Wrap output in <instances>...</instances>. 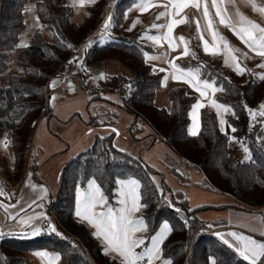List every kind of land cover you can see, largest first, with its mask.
Returning a JSON list of instances; mask_svg holds the SVG:
<instances>
[{"label":"trees","instance_id":"1","mask_svg":"<svg viewBox=\"0 0 264 264\" xmlns=\"http://www.w3.org/2000/svg\"><path fill=\"white\" fill-rule=\"evenodd\" d=\"M103 1L88 6V15L80 23L73 20L74 8L66 0L36 3L39 22L52 30L53 39L47 40L37 28L28 47L19 50L21 73L11 75L7 84L0 81V142L7 136L14 155L12 168L3 159L6 167L3 173L8 179L15 182L21 179L33 149L36 123L51 113L50 81L64 66L72 69L74 64L69 61L77 49L97 33L105 18ZM26 4L27 0H0V72L8 69L10 52L17 49L26 28ZM133 4L134 0L117 2L112 14L113 35L104 44L95 43L85 57L87 64L114 62L129 72L106 77L104 85L122 94L121 108L134 116L132 137L150 128L154 138L164 142L177 157L173 160L170 156L167 165H170V174L182 185L189 184L190 171L196 169L204 174V180L198 185L205 192L230 195L249 210H264V142L256 138L257 127L249 129L250 116L244 108L245 104L253 110L259 107L264 100V82L251 74L240 76L225 69L220 60L193 45L198 60H188L182 66L205 65L202 77L225 89L217 100L235 111L236 116L230 115L228 124L237 129L233 136L247 145L251 159L242 161L231 154L230 129H227L228 135L221 132L216 113L209 109L201 111L199 134L189 135V113L196 96L189 94L184 86L171 87L167 92L169 106H157L163 75L154 72L145 59L144 53L151 52V47L141 43L140 34L130 38L122 35ZM67 44L73 47L67 48ZM117 116L109 112L101 126L117 128ZM92 125H100L98 115L92 118ZM115 136V133L98 136L62 170L57 195L48 206L62 237L51 232L34 238L4 236L0 238V264H32V253L39 251L59 255L62 264H117L103 254V246L93 233L75 219L77 189L93 178L101 185L109 202L113 201L117 179L134 178L141 182L144 193L141 202L147 204L141 209L148 224L145 236L153 234L165 221L173 226L174 231L163 245L164 257L172 259L173 264H209L211 256L216 264H246L219 239L207 221L198 217L201 212L218 207L190 208L187 199L178 201L173 194L174 207H170L165 189L155 181L157 173L141 159L117 149ZM176 208L181 212L177 213Z\"/></svg>","mask_w":264,"mask_h":264},{"label":"snow or ice","instance_id":"2","mask_svg":"<svg viewBox=\"0 0 264 264\" xmlns=\"http://www.w3.org/2000/svg\"><path fill=\"white\" fill-rule=\"evenodd\" d=\"M98 0H73V7L83 8L85 4L94 5ZM246 6H250L252 10L259 14L262 20H264V4H258L257 0H241ZM115 3V0H114ZM211 8L214 11H210ZM231 5V8L228 7ZM113 5H109L112 7ZM141 13L149 11L151 8L160 7L164 11H161L156 19L160 20L167 17V21L164 24L153 23L151 29H164L165 31L161 35H150L146 38L152 41L155 45H162V41L167 42V47L170 50L175 51L180 45H182V52L179 56L169 60V64L173 69L172 78L176 81H182L189 85L196 92L199 93V97L202 100H208V103L219 118L220 131L225 135H228L227 129L235 133L237 129L224 119V114L231 113L232 116H236L235 111L229 105L219 103L212 97L216 92H223L225 89L216 85L214 81L208 79H201L202 69L205 65H199L196 68H184L175 64L176 59H180L182 56L187 57L191 55L192 59L198 60V56L194 50H190L189 42L185 40L183 36L174 37V28L180 24H184L188 21L187 15H181L186 8H192L199 13V16L195 19V24L198 30V38L202 41V47L205 54L210 56H223V63L225 66L231 67L233 71L240 76L246 73L254 75L257 79L264 82V73H252L242 62L244 60L252 59L249 52L254 53L255 56L261 57L262 62L257 67L264 69V26L250 19L245 15L237 6V0H138L135 5ZM27 9L26 11H30ZM179 17V18H178ZM39 24V17H34ZM201 20H203V31L201 29ZM140 23L137 19L130 26L128 31H131ZM223 26L228 29L236 38L245 46L248 51H244L239 47L233 46L230 41L219 31V27ZM41 29L43 28L40 25ZM114 27L112 15H108L102 25L100 39L107 38L110 33V29ZM207 32L212 39V43H209L208 39L204 38V33ZM180 42L179 44L176 42ZM63 43V41H61ZM93 41H89L85 46L84 51L87 52L91 47ZM20 48H27L28 44L21 42L17 45ZM67 48H72V44H67ZM166 55V54H165ZM146 61L157 60L159 57L144 53ZM82 62L81 57H76L69 61V64H78ZM86 71L87 69H82ZM161 72L165 71L164 68L160 69ZM98 79H104V75L101 74ZM167 77L164 78V83H167ZM57 81L51 82V87H55ZM53 100L55 97L52 98ZM198 100L197 103L192 105V110L189 113L190 118L193 121V125L189 130V135L197 136L200 131L199 123V110L206 105ZM244 108L248 111L249 116L253 121L257 120V116L264 117V103L259 105V111L253 110L248 107L247 104ZM261 123H264L262 121ZM227 125V129L226 126ZM115 132L116 130L113 129ZM230 140L236 141L244 148V152L247 154L245 159H251V153L247 147L243 145V141L237 140L236 137H230ZM3 146L7 148L8 141L4 140ZM116 184L119 185L118 195L120 199L117 203L120 205L118 208H113L108 205V197L105 196L101 185L95 178L87 182L86 189H78L76 193V210L75 216L80 222L86 223L89 227L94 229L93 235L95 238L102 241L103 254L111 256L117 264H173V260L164 257L163 245L168 239L169 235L174 231L167 221L163 222L158 230L153 234L147 236H138V233H148V224L143 218H137L136 213L140 212L142 208H146L147 204L142 203L144 199V193H142V184L138 179H117ZM158 187V186H157ZM43 194H47V189H43ZM5 194L3 185H0V196ZM161 190V195H162ZM43 199V195L41 196ZM170 207H174L171 201H168ZM10 207L15 205L0 203V208H3L5 212H8ZM31 207V205H29ZM99 209V210H98ZM177 213L181 212V209H175ZM19 215V213H17ZM9 218L16 219V216L9 214ZM34 219H43L47 221V229L49 232L54 233L57 236L62 237L56 226L52 224L51 220L43 216L28 217L27 219H21L19 222L22 225L31 226V222ZM260 228H251L253 232H259V235L264 236V217H258ZM188 221L185 220V225ZM40 228H34L32 235L39 234ZM6 235L0 232V238ZM7 235H13L8 233ZM27 235V234H25ZM219 239L233 249L246 264H262L264 262V241L254 239L252 236H247L242 233L228 232L217 233ZM231 237L232 239H228ZM143 246V247H142ZM137 251V249H141ZM34 255L42 258H49L48 264H56L60 260L59 255H51L46 251L36 252ZM211 264H216V260L210 258Z\"/></svg>","mask_w":264,"mask_h":264},{"label":"rangeland","instance_id":"3","mask_svg":"<svg viewBox=\"0 0 264 264\" xmlns=\"http://www.w3.org/2000/svg\"><path fill=\"white\" fill-rule=\"evenodd\" d=\"M38 1L27 0L26 10H31L26 13V32L24 34L22 32V34L25 39L27 33L38 27L43 32L45 38L52 41L54 36L52 30L40 22L37 24V21L34 19L36 17L35 6ZM66 3L72 6L73 0H66ZM103 3L105 16H108L117 4H114V0H104ZM109 5L113 6L109 7ZM73 8V20L77 23L82 22L88 15V8ZM40 25L43 26L42 29ZM122 35L123 37L125 36L124 32ZM108 38L109 36L100 40V43L104 44ZM21 42L20 38L19 43ZM24 42L28 43V38ZM19 50L20 47H17L16 50L10 52L9 67L7 70L0 72V81L2 83L7 84L11 75L21 73L18 58ZM83 55H78V57L82 58L81 63L74 64L71 70L68 69L67 65L64 66L61 72L52 78L51 82L55 80L58 83L54 88L50 87L49 95L52 98L55 97L51 104V113L49 116L44 115L38 120L30 159L18 182L8 179L5 177V173H3L6 168L3 159L6 160L9 167L12 168L14 165V155L9 145L8 137L6 136V140L8 141L7 148L3 146V143L0 144V185L4 183L8 186H15L14 189L4 190L5 194L0 196V203L15 205V207H10L8 212L0 208V232L5 233L6 235L4 236L34 238L45 232H49L47 221L43 219H34L31 222V226L22 225L19 222L21 219L39 217L41 214L48 217L57 230H59L53 214L48 210V206L57 195L62 170L78 153L89 148L98 136L107 137L113 133L116 134L114 143L117 149L141 159L157 173V176L154 178L157 180V184L162 189H165L166 198L169 201H171L173 194L176 200L187 199L190 208H196L203 206L202 204L210 202L213 199L207 193L197 190V184L204 180L203 172L196 169L191 170L190 182L187 186L179 183L170 174L168 168L170 165H167L168 159L170 158L171 160L172 157L174 160L177 157L172 154L164 142L160 140L154 141L153 131L150 128H147L141 134L134 132L135 137H132L131 127L133 128L134 116L121 108L122 94L112 92L106 89L104 85L106 77L120 73L128 75L129 72L123 66L114 62H110L107 65L104 62L87 64L85 62V55ZM212 58L215 59L214 57ZM242 63L249 66L245 61ZM82 69H87L86 71H90L91 75L87 76L86 71ZM263 70L259 67L255 69L256 73H264ZM101 74L104 75V79H98ZM63 75H65L68 81L67 85H62L60 82ZM167 92L168 88H160L156 101L157 106L161 108L169 106ZM109 112H115L118 115L116 132L106 126H101ZM97 115L100 125L95 126L92 125V118ZM230 115L231 113L225 114L224 119L227 122ZM261 122V119H259L258 127H261ZM190 128L191 124L188 130ZM229 135L233 137L231 130L229 131ZM237 140L239 139L237 138ZM230 144L232 155L242 161H248L245 159L247 154L240 143L230 140ZM235 145L238 146V150L236 151L234 150ZM243 145L247 147L244 142ZM179 169L182 170L181 168ZM43 189H47L46 195L43 194ZM42 195L43 199H41ZM221 197L219 199H224V196ZM9 214L16 216V219L9 218ZM202 214L203 212L198 214V217ZM37 227L40 228L39 234L32 235L33 229ZM8 233H13V235H7Z\"/></svg>","mask_w":264,"mask_h":264},{"label":"crops","instance_id":"4","mask_svg":"<svg viewBox=\"0 0 264 264\" xmlns=\"http://www.w3.org/2000/svg\"><path fill=\"white\" fill-rule=\"evenodd\" d=\"M118 1L119 0H116L115 3H117ZM137 2H138V0H134L133 6H131L130 9L128 10V13H127V16H126V19H125L124 28H123V32H124V35H125L124 37L130 38V37H132L135 34H140L139 37H140L141 43L146 44L149 47H151V52H149L148 54L159 57V59H157V60H148L147 62L153 67L154 72L161 73L163 75L162 87L171 88V87H176V86H184L187 89L189 94L196 96L197 99H196L195 103H197L198 100H202V98L199 97V93L196 92L189 85L183 83L182 81H176L175 79L172 78L173 69L171 68V66H170L168 61L172 60L174 57L179 56L181 54V52H182V47L183 46L180 45V47H178L175 51H173V50L168 49L166 41H162V45L163 46H161V45L153 44L152 41H150V40H148L146 38L147 36H150V35H161L165 31L164 29L156 30V29H151L150 28V26L153 23H156V24H164V23H166V21L168 19L167 17L162 18L160 20L156 19V16L161 11H164V9L160 8V7H155V8H151L147 12L141 13L135 7ZM257 3L258 4H264V0H257ZM88 6H90V5L85 4L84 7L87 8ZM237 6L250 19H252V20H254V21L258 22V23H261L262 26H264V20H262L261 17L259 16V14L254 12L250 6H246L245 4H243L241 2V0H237ZM228 7L231 8V5H228ZM113 10H114V8H113ZM210 11H214L211 8V5H210ZM27 12L28 11H25V21H26V13ZM112 14H113V11H112ZM181 15H187L188 21L186 23H184V24H180V25L176 26L174 28L173 36L177 37V38L179 36H183L185 38V40L189 42L190 50H192L193 45H196V46L200 47L203 50L202 41L198 38L199 33H198V30H197L196 24L194 22L196 17L199 16V13H196V11L194 9L189 7V8H186ZM36 17H37V15H36ZM137 19L140 20V23L137 24L134 29H132L131 31H128L130 26ZM32 22H35V21H32ZM203 23H204L203 20H201V29H200V31H203ZM37 28L38 27H35L30 33H27L25 35V39H24V35L23 34L26 32V29H25L23 31V34L21 35V41L24 42V41H26L27 38H28V41H29L30 37L33 35L35 30H37ZM219 31L230 41V43L233 46L239 47V48H241L244 51H248L245 48V46L243 44H241V42L236 38V36H234L232 34V32H230L228 29H225L223 26H220L219 27ZM100 33L101 32L96 33L90 39L91 41H93V44H95L97 42H100V40H101L100 39ZM204 38L208 39L210 44L212 43L211 36L207 32L204 33ZM176 42L178 44L180 43L178 41V39H177ZM79 54L83 55L84 53L80 52ZM79 54H75L74 57L71 60H73L74 58L78 57ZM249 55L252 56V59H248V60H244V61L249 65V66H247L248 69L252 70L251 71L252 73H256L255 69H258L257 65L262 62V58L258 57V56H255V54L251 53V52H249ZM85 57H86V55H85ZM211 57H214L216 60H220L222 62V64H223L225 69L233 70L231 67H228V66L224 65V63H223L224 57L223 56L217 55V56H211ZM191 59H192L191 55H189L187 57H183L182 56L180 59H176L174 62H175L176 65H178L180 67H183L182 66L183 63L188 61V60H191ZM161 68H164L165 71L161 72L160 71ZM184 68H186V67H184ZM90 75H87V76H90ZM165 77L168 78L166 85L164 83V78ZM201 79H204V78L201 77ZM50 83H51V81H50ZM67 84H68V81H67L66 84H62V85H67ZM50 87L51 86H49V88ZM220 93L221 92H216L215 96L212 97V98L217 100V96ZM48 100H49V103L51 105L53 99H52V97L50 95L48 96ZM202 102L205 103L206 106L199 110L200 128H201V111L203 109H209V110L214 111L216 113L215 109H213L211 107V105L208 103V100L204 99V100H202ZM261 103H264V100ZM191 110H192V108H191ZM191 110H190V112H191ZM257 111H259V107L257 108ZM216 116H217V114H216ZM224 117H225V114H224ZM217 119H218V117H217ZM259 119H261V121H264V117H259ZM218 122H219V120H218ZM37 123H38V121H37ZM37 123H36V126H37ZM190 124H191V127H192L193 121H192L191 118H190ZM226 129H227V126H226ZM256 138L260 142H264V123L261 124V127L257 126ZM156 140L157 139L154 138L155 142H156ZM234 150L235 151L238 150V146L237 145L234 146ZM155 181L157 183L156 179H155ZM86 188H87V184L85 186H83V187H79L78 189H82L83 190V189H86ZM118 189H119V185H117L115 183L113 201H112V203H110L108 201V205L107 206H111L113 208L120 207V205L117 203V201L120 199V197L118 195ZM197 190H199V191H201L203 193H207L208 195H210L213 198V199L210 200V202H205L202 205L218 207V209H211V210L204 211L203 214L200 215L201 217L199 216L200 219L208 222V226L212 229V231L214 233H216V235H217V233L237 232V233H242V234L247 235V236H252L254 239H257L259 241H264V236L259 235V232H253V231L250 230L251 228H260L261 227V225L258 222L257 218L258 217H264V210L263 209L249 210L244 205H242V206L239 205L238 201L233 196L205 192L204 190H202L200 188V186L198 184H197ZM216 196H219V197H216ZM221 196H224V199H219V198H222ZM222 207H225V208L222 209ZM75 210H76V202H75ZM209 214H211V215H209ZM212 214H214V215H212ZM136 217L137 218H142V212L140 211V212L136 213ZM209 217H211V218H209ZM75 219L78 222H80L79 219L76 216H75ZM208 219H210V220H208ZM83 224L89 229L90 232H92V233L94 232V229L89 227L86 223H83ZM137 235L138 236H145V233H138ZM227 238L230 239V240L232 239L231 237H227ZM97 240L102 245V241L99 240V239H97ZM141 250H142V248L141 249H137V251H141ZM39 252H41V251H39ZM46 252H48L50 254V256L51 255H57V254H52L49 251H46ZM34 253H36V252H34ZM34 253H32V255H31L32 262H33L32 264H48V259L49 258L38 257V256L34 255ZM109 257L111 258V256H109ZM210 258L215 259L212 256ZM56 264H62L61 263V259L58 262H56ZM209 264H211V260L209 261ZM262 264H264V262H262Z\"/></svg>","mask_w":264,"mask_h":264},{"label":"built area","instance_id":"5","mask_svg":"<svg viewBox=\"0 0 264 264\" xmlns=\"http://www.w3.org/2000/svg\"><path fill=\"white\" fill-rule=\"evenodd\" d=\"M110 14L112 15V12H111ZM110 14H109V15H110ZM106 17H107V16H105L104 20L102 21V23H101L99 29L97 30V33H98V32H101L102 25H103V23H104ZM109 31H110L111 35H113V27H112ZM111 35H109V36H111ZM88 42H89V41H88ZM88 42L85 43V44H84L82 47H80L79 49H77V52H76L75 54H79L80 52H83L85 55H87V54L89 53L90 49H91V48L93 47V45H94V44H93L91 47H89L88 50H87V52H85V51H84V48H85V46L88 44ZM87 67H88V65H87ZM90 74H91L90 71H86V75H90ZM61 83H62V84H66V83H67V79H66L65 75H63V77H61ZM254 110H257V109H254ZM258 124H259V116H257V120H256V121H253V120L251 119V117H250V122H249V129H250V130H253L254 128H256V127L258 126ZM2 185H3V187H4V190H6V191H8V189H14V188H15V186H8V185H5L4 183H2ZM13 191H14V190H13Z\"/></svg>","mask_w":264,"mask_h":264},{"label":"water","instance_id":"6","mask_svg":"<svg viewBox=\"0 0 264 264\" xmlns=\"http://www.w3.org/2000/svg\"><path fill=\"white\" fill-rule=\"evenodd\" d=\"M107 128H109L110 130H113V129H115V128H110V127H107ZM116 132V131H115Z\"/></svg>","mask_w":264,"mask_h":264}]
</instances>
